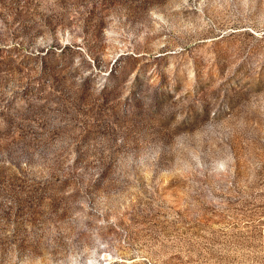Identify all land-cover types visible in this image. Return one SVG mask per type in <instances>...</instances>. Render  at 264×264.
<instances>
[{
    "label": "rangeland",
    "instance_id": "374dc122",
    "mask_svg": "<svg viewBox=\"0 0 264 264\" xmlns=\"http://www.w3.org/2000/svg\"><path fill=\"white\" fill-rule=\"evenodd\" d=\"M0 264H264V0H0Z\"/></svg>",
    "mask_w": 264,
    "mask_h": 264
}]
</instances>
